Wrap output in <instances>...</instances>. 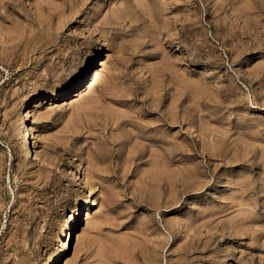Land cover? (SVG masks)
I'll use <instances>...</instances> for the list:
<instances>
[{
  "label": "rangeland",
  "instance_id": "obj_1",
  "mask_svg": "<svg viewBox=\"0 0 264 264\" xmlns=\"http://www.w3.org/2000/svg\"><path fill=\"white\" fill-rule=\"evenodd\" d=\"M89 193L56 264H264V0H0V264Z\"/></svg>",
  "mask_w": 264,
  "mask_h": 264
},
{
  "label": "bare ground",
  "instance_id": "obj_2",
  "mask_svg": "<svg viewBox=\"0 0 264 264\" xmlns=\"http://www.w3.org/2000/svg\"><path fill=\"white\" fill-rule=\"evenodd\" d=\"M43 2V1H42ZM38 3V2H36ZM43 4V3H42ZM39 12V11H38ZM37 12V13H38ZM42 13V12H41ZM63 16V15H62ZM40 19V18H39ZM67 19V18H66ZM101 62V61H100ZM95 63V62H94ZM98 67H94L92 70H90V74L88 75V78L87 80H85V82L80 86V87H77L73 92H72V96H79L80 94H84L85 92L87 93L88 91H91L95 85L98 83V81L100 80L101 78V70H100V66H101V63H98ZM97 65V64H96ZM62 94V93H61ZM67 94V93H66ZM63 95H58V96H55L53 101H56L57 98L60 99L62 98ZM38 102V101H37ZM36 106V99L33 98L31 99L30 102H28V104L24 107V115L25 117H27L29 114H31V111L33 110V108ZM24 117V118H25ZM171 123V122H170ZM21 131V134L19 136V139H20V149L22 150V152L25 153L24 156L28 157L29 156V159H32V160H36V155L32 152L31 150V144L29 142V125L27 124V118L23 119L20 123H19V129ZM169 143H171V141H169ZM166 146V145H165ZM168 146V145H167ZM166 146V147H167ZM173 147V146H172ZM170 146V149L172 148ZM169 149V148H168ZM173 150V149H172ZM172 152V151H171ZM169 153V152H168ZM173 153V152H172ZM170 154V153H169ZM168 156V155H167ZM168 158V157H167ZM170 159V158H169ZM169 162V160H168ZM172 162V161H171ZM169 162V163H171ZM156 174V173H154ZM94 205V201L91 199V196H90V193L87 195L84 203L80 206V207H77L76 209V213L72 215V217L69 219L68 223H67V228H66V232L64 234V239H63V247L58 250L56 252V256L54 255L51 262L49 264H56L58 262V260L60 259V261L62 260V258L64 257V255L66 254V250H67V246H68V241H69V237H70V232H71V229L75 226V223L76 221L78 220V218L83 214V212H87L89 211V208L92 207ZM86 207H88L86 209ZM150 234H155V233H150ZM157 237V235H151L150 239H155ZM140 249V247H139ZM143 249V248H141ZM144 250V249H143ZM142 250V251H143ZM139 251V250H138ZM142 253V252H141ZM144 253V251H143ZM142 253V254H143ZM140 255V254H139ZM142 256V255H141ZM146 257V256H145ZM144 258V257H143ZM142 258V260H144ZM54 259V260H53ZM156 259V258H155ZM154 261V259H153ZM156 261V260H155ZM146 262V261H145ZM157 262V261H156ZM140 263H142V261H140ZM147 263V262H146ZM145 263V264H146ZM154 263V262H153ZM144 264V263H143ZM152 264V263H151Z\"/></svg>",
  "mask_w": 264,
  "mask_h": 264
}]
</instances>
